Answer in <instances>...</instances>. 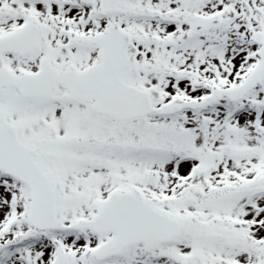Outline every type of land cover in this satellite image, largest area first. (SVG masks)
<instances>
[{
	"label": "snow or ice",
	"instance_id": "obj_1",
	"mask_svg": "<svg viewBox=\"0 0 264 264\" xmlns=\"http://www.w3.org/2000/svg\"><path fill=\"white\" fill-rule=\"evenodd\" d=\"M0 264H264V0H0Z\"/></svg>",
	"mask_w": 264,
	"mask_h": 264
}]
</instances>
